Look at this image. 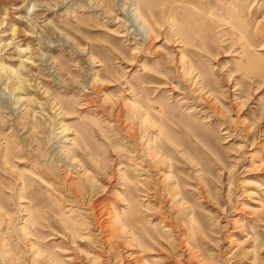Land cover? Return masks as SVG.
Masks as SVG:
<instances>
[{"label":"rangeland","instance_id":"obj_1","mask_svg":"<svg viewBox=\"0 0 264 264\" xmlns=\"http://www.w3.org/2000/svg\"><path fill=\"white\" fill-rule=\"evenodd\" d=\"M0 264H264V0H0Z\"/></svg>","mask_w":264,"mask_h":264}]
</instances>
